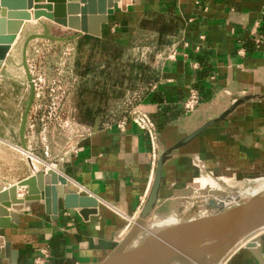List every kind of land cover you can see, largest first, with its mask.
<instances>
[{
    "label": "crops",
    "instance_id": "0c3cea01",
    "mask_svg": "<svg viewBox=\"0 0 264 264\" xmlns=\"http://www.w3.org/2000/svg\"><path fill=\"white\" fill-rule=\"evenodd\" d=\"M118 12L135 23L127 26L124 37L112 33L113 42L121 44L142 31V20L163 15L180 21L168 45L177 48V57L159 64L156 89L136 104L153 119L167 149L243 101L225 120L173 153L164 168L160 202L196 186L205 176L255 163L264 168V0H133L127 12L117 6L115 15ZM42 21L51 29L75 33L45 19L26 23L22 33L29 24ZM108 25L101 40L108 39ZM192 90H198L201 102L195 112L186 113L183 103ZM0 148H9L8 142L0 139ZM18 154L15 165L0 166V192L52 170L76 185L80 196L93 199L97 210L86 220L61 201L57 221L46 213L44 201L23 210L18 228L0 233L19 252L18 264H34L42 250L50 253L47 264H53L52 245L57 241L63 242L59 251L72 264H101L142 210L162 152L135 123L122 132L97 119L59 160L49 157L53 165L30 152ZM25 195L26 188H19L17 198ZM251 241L256 244L253 251L244 245L225 264H264V230ZM1 264H9L8 259Z\"/></svg>",
    "mask_w": 264,
    "mask_h": 264
},
{
    "label": "rangeland",
    "instance_id": "374dc122",
    "mask_svg": "<svg viewBox=\"0 0 264 264\" xmlns=\"http://www.w3.org/2000/svg\"><path fill=\"white\" fill-rule=\"evenodd\" d=\"M146 20L157 21L154 17ZM134 24L120 12L110 18L104 41L117 45V50L85 41L78 47L83 36L51 29L45 21L25 28L0 78V139L9 147L0 148V166L15 165L21 151L53 165L49 157L59 160L92 121L102 119L105 125H115L136 108L139 98L155 84L162 55L171 46H160L144 30L133 34L127 43L113 42L114 31L115 36L124 37L127 26ZM263 183L264 168L256 163L205 176L191 193L170 195L160 202L147 227L153 232L238 205L251 199L249 193ZM172 217L181 220L174 223ZM134 220L121 243L134 227ZM238 248L240 245L232 248L221 262L211 252L206 264H225ZM190 257L193 264H202V252Z\"/></svg>",
    "mask_w": 264,
    "mask_h": 264
},
{
    "label": "water",
    "instance_id": "95a60500",
    "mask_svg": "<svg viewBox=\"0 0 264 264\" xmlns=\"http://www.w3.org/2000/svg\"><path fill=\"white\" fill-rule=\"evenodd\" d=\"M132 4L133 0H0V74L26 23L45 19L75 32L77 37L102 39L104 27L115 15L116 7L120 6L121 11L127 12ZM33 96L34 92L29 108ZM242 103L243 101L236 103L220 119L207 123L170 149L158 139L162 154L139 219L118 248L101 264H162L173 255L195 246L224 238L241 239L250 228L264 229V195H260L228 209L158 229L139 245L128 249L138 227L159 206L164 168L173 153L193 142L214 123L225 120ZM24 123L25 120L22 123V132ZM19 188H26L23 199L17 198ZM191 191L192 188L182 190L180 195L189 194ZM42 201L45 203L46 213L53 221L58 220L61 201L65 209L79 210L86 220L90 215L97 214L95 201L80 196L79 188L65 177L54 171L38 172L18 185L0 192V233L17 229L21 212ZM255 247V243H250L246 248L253 251ZM4 259H8L9 264H18L19 252L13 250L12 244L0 235V264Z\"/></svg>",
    "mask_w": 264,
    "mask_h": 264
},
{
    "label": "bare ground",
    "instance_id": "6f19581e",
    "mask_svg": "<svg viewBox=\"0 0 264 264\" xmlns=\"http://www.w3.org/2000/svg\"><path fill=\"white\" fill-rule=\"evenodd\" d=\"M12 51H13V49H12ZM12 51L10 52V54L12 53ZM260 195H264V183L261 184L258 188H256L255 190H253L252 192L249 193V196L252 197V198L260 196ZM84 197H87V196H84ZM225 209H228V208H225ZM139 215H140V213L138 214V216H137V218L135 220L133 219L134 220V224L138 221ZM177 218L172 217L170 221L174 222V223H177L178 221L181 220V219H177ZM151 220H152V215L148 219H146L145 223L142 226L138 227V230H137L135 236L133 237L128 249L136 247L138 241L146 233H148V235H149V234L154 232V231L153 232L149 231L150 228L147 227V226L150 225ZM160 220H162V219H160ZM185 220H188V219H185ZM185 220H182V222L185 221ZM260 231H262V229L254 230L253 228H250V229H247L245 231V236L243 238H241V239L233 240L231 238H224L223 240H218V241L213 242V243L211 242V243H207V244H204V245L195 246V247L187 249V250H185V251H183L181 253H177V254L173 255L166 262H164L162 264H193V260L191 259L190 256L192 254H196V252H202L203 253L202 264H206L207 258H208V256L210 255L211 252L216 254V261L219 262L220 260L223 259V257L232 248L237 247L238 245H240V247H243L244 245H245V247H247V245H249L250 243H254L252 241L246 243L245 240L248 239V237L250 238L251 236L253 237L254 235L258 234Z\"/></svg>",
    "mask_w": 264,
    "mask_h": 264
},
{
    "label": "built area",
    "instance_id": "2783aa9c",
    "mask_svg": "<svg viewBox=\"0 0 264 264\" xmlns=\"http://www.w3.org/2000/svg\"><path fill=\"white\" fill-rule=\"evenodd\" d=\"M184 45L188 46L187 43H185ZM196 50L198 51L199 47H197ZM177 55V48L175 46L170 47L167 54L162 55L163 62L172 61L177 57ZM154 89H156V84L151 85V88L148 89V92L153 91ZM200 102V93L198 92V90H192L187 100L183 103V109L186 113H193L200 105ZM131 122L135 123L140 129L148 133L152 145L156 149L158 147V132L153 119L149 115L134 108L126 118L117 122L115 125L122 132H125V129ZM50 258V253L47 250H42L41 256L35 259L34 264H47L49 263Z\"/></svg>",
    "mask_w": 264,
    "mask_h": 264
},
{
    "label": "trees",
    "instance_id": "16d2710c",
    "mask_svg": "<svg viewBox=\"0 0 264 264\" xmlns=\"http://www.w3.org/2000/svg\"><path fill=\"white\" fill-rule=\"evenodd\" d=\"M154 19L156 18L157 21H148L143 20L141 24V29L144 31H148L151 33H155L158 36V44L160 46H166L170 44V38L175 35L178 30L180 29V21L173 17H165L163 15H155L153 16ZM85 43H95V44H102L103 47L106 48H112V50H117V45L109 42L104 41L101 39H96L90 36H83L80 39H78L77 44L78 47H81L83 45V42ZM52 262L53 264H72V262L68 259H66L59 251L60 247H64L63 242L57 241L54 242L52 245Z\"/></svg>",
    "mask_w": 264,
    "mask_h": 264
}]
</instances>
